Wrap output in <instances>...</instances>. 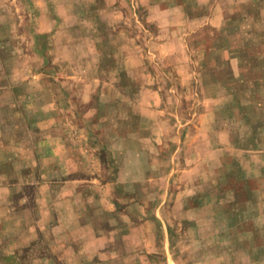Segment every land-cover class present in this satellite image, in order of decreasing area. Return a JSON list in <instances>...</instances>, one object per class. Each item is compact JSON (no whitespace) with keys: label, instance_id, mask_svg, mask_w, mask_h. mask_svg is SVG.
<instances>
[{"label":"rangeland","instance_id":"obj_1","mask_svg":"<svg viewBox=\"0 0 264 264\" xmlns=\"http://www.w3.org/2000/svg\"><path fill=\"white\" fill-rule=\"evenodd\" d=\"M257 126L264 0H0V264H264Z\"/></svg>","mask_w":264,"mask_h":264},{"label":"crops","instance_id":"obj_2","mask_svg":"<svg viewBox=\"0 0 264 264\" xmlns=\"http://www.w3.org/2000/svg\"><path fill=\"white\" fill-rule=\"evenodd\" d=\"M236 3H239V2H243L245 0H234ZM218 13V9H215L213 15L210 17L209 21L210 22H213L214 19H216V15ZM218 17V16H217ZM264 130V126H257L255 128H253V132H254V140L256 141L255 143V151L259 152L260 154H257L256 156H264V148L263 146L261 145V140H260V137H259V133L258 131H261V130ZM260 181L262 179V177H259ZM264 180V176H263V179Z\"/></svg>","mask_w":264,"mask_h":264}]
</instances>
